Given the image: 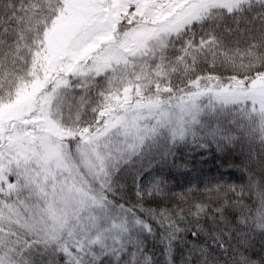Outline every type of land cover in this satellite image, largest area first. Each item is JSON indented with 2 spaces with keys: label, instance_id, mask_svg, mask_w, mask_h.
<instances>
[{
  "label": "snow or ice",
  "instance_id": "1",
  "mask_svg": "<svg viewBox=\"0 0 264 264\" xmlns=\"http://www.w3.org/2000/svg\"><path fill=\"white\" fill-rule=\"evenodd\" d=\"M0 264H264V0H0Z\"/></svg>",
  "mask_w": 264,
  "mask_h": 264
},
{
  "label": "trees",
  "instance_id": "2",
  "mask_svg": "<svg viewBox=\"0 0 264 264\" xmlns=\"http://www.w3.org/2000/svg\"><path fill=\"white\" fill-rule=\"evenodd\" d=\"M186 151L189 152V155L187 157V159L190 161L188 165L189 169H191L192 166L195 165L197 169L208 172L209 174H216L219 170L224 171L226 175H240V173L235 168L229 167V165L231 164L239 163V159H237V157L240 156V152L238 149L237 151L229 153L227 155L217 153L214 148L209 152H202V150ZM145 167H148L147 163L145 164ZM189 174L191 175L192 173L190 172ZM185 179L186 177L183 175H176L175 183L183 184ZM176 190L179 191V188H177ZM259 250V239L257 238L254 251L259 252Z\"/></svg>",
  "mask_w": 264,
  "mask_h": 264
}]
</instances>
